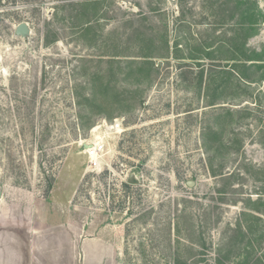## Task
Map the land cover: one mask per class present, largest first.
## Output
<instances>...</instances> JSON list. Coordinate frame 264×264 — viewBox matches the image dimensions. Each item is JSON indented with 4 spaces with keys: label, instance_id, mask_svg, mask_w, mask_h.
<instances>
[{
    "label": "rangeland",
    "instance_id": "1",
    "mask_svg": "<svg viewBox=\"0 0 264 264\" xmlns=\"http://www.w3.org/2000/svg\"><path fill=\"white\" fill-rule=\"evenodd\" d=\"M0 187V264H264V0H0Z\"/></svg>",
    "mask_w": 264,
    "mask_h": 264
},
{
    "label": "built area",
    "instance_id": "2",
    "mask_svg": "<svg viewBox=\"0 0 264 264\" xmlns=\"http://www.w3.org/2000/svg\"><path fill=\"white\" fill-rule=\"evenodd\" d=\"M95 128H97L96 131H94ZM125 131L122 119H115L111 124L102 122L90 130L89 138L81 141V146H83V144L91 145V148L83 147L84 153H86L90 162L89 168L91 170L104 171L109 168V161L106 159L105 144L102 138L105 139L106 135L110 134H118L120 137ZM92 139L96 140L98 146L93 147L92 144H90Z\"/></svg>",
    "mask_w": 264,
    "mask_h": 264
},
{
    "label": "water",
    "instance_id": "3",
    "mask_svg": "<svg viewBox=\"0 0 264 264\" xmlns=\"http://www.w3.org/2000/svg\"><path fill=\"white\" fill-rule=\"evenodd\" d=\"M14 35L15 37L19 38V39H23V40H28L31 36V29L28 25V23L26 22H21L19 23L15 29H14ZM84 148H91V145L88 144H83ZM130 183H136L137 182V177L135 176V174L131 175V178L129 180ZM192 183V182H190ZM191 186V185H189ZM2 198V188L0 187V199Z\"/></svg>",
    "mask_w": 264,
    "mask_h": 264
},
{
    "label": "bare ground",
    "instance_id": "4",
    "mask_svg": "<svg viewBox=\"0 0 264 264\" xmlns=\"http://www.w3.org/2000/svg\"><path fill=\"white\" fill-rule=\"evenodd\" d=\"M98 128V127H97ZM97 128H95V130L94 131H96L97 130ZM90 144H92V146L94 147V146H98V144H97V142H96V140H91L90 141Z\"/></svg>",
    "mask_w": 264,
    "mask_h": 264
},
{
    "label": "trees",
    "instance_id": "5",
    "mask_svg": "<svg viewBox=\"0 0 264 264\" xmlns=\"http://www.w3.org/2000/svg\"><path fill=\"white\" fill-rule=\"evenodd\" d=\"M233 70H235V69L233 68ZM239 75H240V74H239ZM241 78H243L244 80H247V79H248L247 76H243V77H241Z\"/></svg>",
    "mask_w": 264,
    "mask_h": 264
},
{
    "label": "crops",
    "instance_id": "6",
    "mask_svg": "<svg viewBox=\"0 0 264 264\" xmlns=\"http://www.w3.org/2000/svg\"><path fill=\"white\" fill-rule=\"evenodd\" d=\"M48 1H53V0H48Z\"/></svg>",
    "mask_w": 264,
    "mask_h": 264
}]
</instances>
